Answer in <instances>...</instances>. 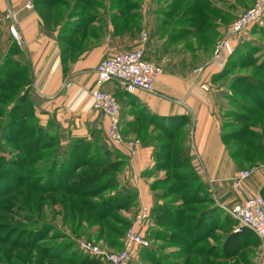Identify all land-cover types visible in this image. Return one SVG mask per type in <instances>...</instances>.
I'll return each mask as SVG.
<instances>
[{"label": "rangeland", "instance_id": "374dc122", "mask_svg": "<svg viewBox=\"0 0 264 264\" xmlns=\"http://www.w3.org/2000/svg\"><path fill=\"white\" fill-rule=\"evenodd\" d=\"M35 1L40 3L39 6L44 10L43 14L45 17L48 13L51 14L52 19L57 18L58 20H64L69 15V18L73 20H133V22L134 20L145 19L166 20L164 32L160 40L163 46L166 45L165 51L162 53L163 59L167 58V62H170V64H181L187 71L212 60L220 66L217 72L222 67V72H226L223 77L216 78L215 82H213L215 87L226 86V90H231V92L227 91L226 94L236 97V99L226 97L225 107L228 109L226 130L232 131L234 137H237L238 140L240 136L238 132L242 129H249L254 132L264 129V108L258 107L259 104L253 100V95L246 94L243 92V89H232L231 87L235 82V78L249 75L256 77L257 80L264 83V69L258 70L257 67V63L264 57V16L233 38L235 51L239 52L238 56H235L229 62V57L225 54H221L220 57L216 56L217 43L226 36L232 22L252 6L254 0H88L87 3H83L82 0ZM116 12L121 13L116 14ZM211 20H219V22L224 23L223 29H220L219 32V40L216 43L204 40L205 35H207L206 31L210 30ZM77 24L79 23L76 21ZM186 26L192 30H185L184 27ZM15 41L14 49L12 47L14 52H11V56L13 58L15 56L23 62L24 55L20 54L21 49L17 45L19 42ZM213 43H215L214 46ZM248 43L254 47L252 48L254 53L249 50L247 51L245 48V45ZM9 45L11 44L6 41L4 34L0 32V72L9 64L5 62L9 53L7 50ZM258 49H260L259 52ZM242 54L245 55V58L242 57ZM242 61H244V64H239ZM21 64H19V68H26L24 64ZM159 64L164 68L165 63L163 60ZM2 74L4 76L0 78V84L6 78V75ZM25 74L27 80L26 77H23L24 82H21L22 79L17 80V83L21 82L18 87L19 91L29 83V73ZM18 90L13 91L9 88H0V264H83L84 259H92V257L106 264L100 256L93 255L83 249L80 242L89 241L95 243L104 251H121L124 248L122 240L124 239L125 232L133 225L134 229L146 234L148 238L153 240L152 246L157 245L155 249L158 248L159 252L163 255L162 263L166 262L167 259L164 256L168 252L174 258L180 257V251L175 249L178 248L177 243L172 244L160 241L157 244L149 231L145 230V227L149 223L148 219H152V217L140 223L136 221L143 207L150 208L145 204H140L137 199H134L131 203L129 201L128 205L112 215L114 217L112 220H115V217L130 220V225H119L123 228V232L119 236L116 233L104 230L102 227L103 222L97 217V212H102V210L107 209L106 207L112 204L110 203L111 201L108 204L106 203L110 200L109 196L113 194L117 195L119 190L124 188V194H122V196L124 195V200L127 199L126 196L131 197L129 196L132 193L130 191L131 185L127 183L126 179L129 176L127 167L132 158L128 160L127 156L126 159L125 155L120 152V147L109 139L107 132H104L100 126L95 129L90 128L83 133L74 132L68 135L66 130H69V127H66V122L62 121V123L58 121L51 116L52 114L49 117L45 114L46 117H40V114L44 113L41 100L32 90L29 93L27 88L24 89L27 98L25 101H21L22 104L28 106V110L25 107L27 110L25 112L27 117L25 118L26 114L20 109L22 104L17 103L20 107L15 106L19 99L15 96L23 93V90L20 93ZM238 100L240 102L242 100L243 102L241 103H244V105H241ZM30 103H33L32 106L37 109L36 113L35 110L32 112L29 109V107L33 109ZM98 122L101 125L100 118H98ZM79 126H76V128H80ZM141 128L143 132L140 134V137L144 141L147 138L153 141L156 151L163 153L160 147L171 141L159 132L152 134L149 131L150 127L147 126V123H141ZM42 131L47 132L50 138L48 139L49 136H43L40 143L41 146L36 149V134ZM150 134H152L151 137H149ZM186 137L185 131L176 134L174 142L180 145V150L186 147ZM126 140L127 142L137 140L140 144V139L138 138H131L129 140L127 138ZM74 142L81 144L89 142L91 145L88 151L85 149L87 155L84 154V159L105 156L106 161L111 162L115 159L113 155L117 154L119 155V159H125L126 161L119 171H110L107 175L95 177V182L83 188L82 184L87 180L81 181L79 184L74 182L78 181V178H86L87 175L85 174H90L96 169L99 170L103 164L95 167L88 165L79 169L72 177V180L63 185V188L66 189L78 190L76 196L69 195L67 191L59 192L53 194L52 196L54 197L50 201L48 199L49 195L38 189V186L43 185L41 179L43 170L47 165L56 167L57 161H62L65 158L66 146ZM230 143L234 144L231 145L234 150L242 144V142L237 144L233 140H230ZM46 144L50 145L45 146ZM237 157L240 159L244 155L243 157ZM116 159L118 158L116 157ZM55 167L52 168L55 169ZM170 169L164 167V165L157 167V172H155V182L157 181V184H154L156 191L159 193L157 196H160V201L176 200L173 203L185 206L186 209L193 208V206L185 205L178 194L170 192L171 189L169 191V188L174 183V179L170 175ZM114 175L117 176L118 181L114 183L113 188H108L105 184L109 183L110 178ZM57 178L53 180L54 183L52 182L54 185L58 184ZM188 180L191 181L190 179ZM196 182L191 181L189 184L186 183L187 187L184 185L185 187L181 191V194H185L184 192H186L189 195H193L192 190H195ZM48 184H50V181ZM200 196L203 195L201 194ZM63 199L69 200V202L70 200L72 202L75 201L81 211L80 214L76 213L75 217L67 214L68 209H66V205L68 203L64 204ZM82 203L85 204V208L82 207ZM117 204L116 202L115 205ZM210 204L208 201L205 204L197 202L194 204V208L196 210L204 207L208 208L211 206ZM230 216L233 218L232 215ZM76 222L79 223V227L77 228ZM106 222L111 227L114 226V222L110 219H107ZM42 225H46L44 237L37 241L33 247H30L36 235V230ZM160 225L167 228L168 231L176 230L181 232V228H178L177 225L171 227L162 222H160ZM237 225V223L234 225L235 230ZM167 236L169 237V234ZM180 237L175 236L174 238L175 240H179ZM187 245L193 247L194 243H186L185 247ZM199 245H203V243ZM190 247L188 249L183 248L181 254H188ZM141 251L144 253L148 250H135L131 264L136 254ZM193 251H195L194 248ZM53 254L58 256V258H51L50 256ZM65 260L66 262H64Z\"/></svg>", "mask_w": 264, "mask_h": 264}, {"label": "crops", "instance_id": "0c3cea01", "mask_svg": "<svg viewBox=\"0 0 264 264\" xmlns=\"http://www.w3.org/2000/svg\"><path fill=\"white\" fill-rule=\"evenodd\" d=\"M30 2L33 6L28 8L26 5ZM39 4L35 0H0V32L11 44L9 49L16 42L9 30L10 24L15 23L21 36L18 45L32 76L30 87L43 106L44 113L40 117L52 114L58 121L66 122L68 134L83 133L98 126L107 132L108 118L93 109L90 94L95 85V68L104 58L136 49L146 32V58L158 64L162 60L165 63L164 72L156 79L154 93L144 90L127 93L117 82L104 86L120 103L124 139H140L135 155L130 156L125 146H119L126 159L127 156L128 160L132 158L126 181L136 193L138 202L149 206L150 210L155 206L153 185L162 158L153 141L140 137L141 123H147L152 134H162L165 123L171 121L170 124H181L179 132L187 134L185 150L189 165L213 199L211 206L221 207L218 211L220 224L215 217L216 224L207 218L201 232L203 237L195 236L194 242H190L194 246L186 255L181 254V250L188 249L185 247L187 238L183 240L181 236L174 242L171 236L158 237L156 233H162V226L156 223L151 211L149 217L152 219H148L145 230L157 244L160 241L177 243L175 249L180 251V257L175 258L168 252L169 257L161 264H264V238L247 227L236 232L234 224L223 222L225 215L231 214V209L246 197H264V162L252 165L244 158L239 159L227 137L232 131L226 130L228 109L225 103L230 95L226 92L231 90L213 84L214 75L222 72L223 67L217 72L220 66L210 60L187 71L181 64H170L167 58L163 59L166 45L160 40L166 20H73L70 15L58 20L52 19L47 12L45 17ZM7 11L14 12L16 20H7ZM76 21L79 24L76 25ZM223 26L219 20H211L204 40L218 42ZM203 84L209 85V90H205ZM98 118L101 125L97 123ZM78 125L80 128H76ZM256 166V171L235 186L243 170ZM156 247L153 245L147 252L136 254L132 264H157L162 253Z\"/></svg>", "mask_w": 264, "mask_h": 264}, {"label": "trees", "instance_id": "16d2710c", "mask_svg": "<svg viewBox=\"0 0 264 264\" xmlns=\"http://www.w3.org/2000/svg\"><path fill=\"white\" fill-rule=\"evenodd\" d=\"M82 1H83V3L88 2V0H82ZM120 13L121 12H116V14H120ZM184 28L187 31L192 30L191 28H188V26H186ZM180 29H182V28H180ZM209 41L215 42L214 39L209 40ZM232 45L234 47V51L231 54L227 55V57H229L228 62L232 61L235 58V56H238V54H239V52L235 51V44H234L233 39H232ZM14 46L15 45L11 46L8 49L9 53H8V56L5 60L6 64L9 63L8 66L4 67L3 70H1V72H0V78H2L4 76L2 73H4L6 75V78L3 80V83L0 84L1 85L0 88L1 87H3V89L9 88V89H12L13 91H17L20 83L24 82L23 77L24 78L26 77V80H27V76L25 73L28 72L29 76H30L29 77V79H30L29 83H27L28 85L26 87H24V86L22 87L23 93L17 94L15 96V97L19 98L17 100L15 106L20 107L17 103L20 104L21 101L23 102L27 98V94L24 93L25 92L24 89L27 88L29 93H31L30 90H32V89H31L30 85L32 83V76H31V74L28 70V66H26V63L24 62V60L22 62L19 58L15 57V56L13 58L11 56L12 55L11 52L12 51L14 52V50H12V47L14 49ZM245 46H246L245 48L247 49V51L249 50V51H252L254 53V50H252V48H254V47L250 46V43L246 44ZM259 51H260V49H258V52ZM21 53H22V51H20V54ZM242 57L245 58V55L242 54ZM10 58H11V60H10ZM21 63L24 64L26 68H24V69L19 68V66H20L19 64H21ZM239 64H244V61H242ZM257 65H258L257 66L258 70L264 69V57L261 58L260 62L257 63ZM237 67H240V66H237ZM225 73L226 72H220L219 74L215 75V77L213 79L216 80V78L223 77L225 75ZM18 79H22V81L20 83H17ZM234 88L243 89V92H245L246 94H249L251 96L253 95L252 96L253 100H255L257 104H259L258 107H262L261 109L264 108V83L257 80L256 77H252L251 75H249V76H242L239 78H235V82L232 84V89H234ZM22 90H20V91H22ZM20 91H19V93H20ZM229 97L236 99V97L231 96V95H229ZM238 102H240V101L238 100ZM241 102H243V101L241 100ZM241 102H240V104L244 105V103H241ZM32 104H31V106H32ZM25 107L28 110V106L24 105V104H22V106L20 108V109H22L21 111H23L24 113L27 111ZM32 108L33 109H31V107H29V109L32 112H34V110H35V113H36L37 109L34 106H32ZM26 117H27V114L25 115V118ZM38 118L40 119L39 116H38ZM170 122L171 121H169V123H167V122L165 123L167 125H164V130H163L161 135L166 136V138L168 140H170L172 142V144H171V142H169L167 144H163V146L160 147L161 151H163V153H160L162 158L158 162V166L164 165V167H166V168H169V169L171 168L170 169V172H171L170 175L174 179V183L169 188V191L171 189L170 192H174V193L178 194L181 197L180 199L182 201H184L185 205L193 206V208L186 209L185 206L183 207L179 204L177 205L176 203H173L176 200L160 201V198H159L160 196L159 197L157 196V194H159V193L156 191V203H155V206L151 210L149 208V212L153 211L155 221L158 225H160V222H162V223H166L167 225H169L171 227H174L175 225H177L178 228H181V232H178L176 230L168 231L167 228L162 226V230H163L162 233H161V231L159 233H156V235H158V237H160V238L162 237L163 239H167V237H168L167 234H169V236L173 237V241L176 242L178 240H175L174 237L175 236H177V237L182 236L183 240L185 238H187L186 243L189 244L190 242H194L195 236H198V238L203 237L201 232L204 228L203 225L206 223L205 221L207 220V218L212 219L211 222L214 223V217H215V219H217L216 222H218L220 224V220H221L220 215L221 214L218 211H221V207L210 206L208 208L204 207V208H201L198 210H196L194 208V204L197 202H201V203L203 202V204H205L208 201L212 204L213 199L210 198V195L207 192L205 185L199 180V177L196 175L195 171L190 167V165H189L190 161H189V157L187 154V150H185V149L180 150V145L176 144L174 142V140L176 139L175 138L176 134L179 132V129L181 127L179 125H181V124H177V125L175 124L174 125V124H170ZM238 133H240L238 140H237V137L236 138L234 137L233 132H231L227 135V137L230 140L237 142V144L242 142V144H240L241 146L238 147L236 150H234V148L232 147L234 155L235 156H242V157L244 155L243 158L245 160L249 161L252 165H256L258 163H261V161H264V129H260L259 131H256V132L250 131L249 129H246V130L242 129ZM59 134H61V133H59ZM36 135H37L36 136L37 141L35 143L36 144L35 148L38 149L41 146L40 143L42 142V137L43 136L47 137L49 135L47 134V132H44V131L37 133ZM49 138H50V136L48 137V139ZM48 145H50V144H46L45 146H48ZM232 145H234V144H232ZM90 146L91 145L89 144V142L87 144L86 143L81 144V143H75L74 142L73 144L66 146L65 158L62 161H57L56 167L51 166V165H47L45 167V169L43 170V173L41 175L43 185L38 186L39 191L49 195L48 199H50V201L54 197V196H52L53 194H57L59 192H65V191H67L69 195L74 197V196H76V193L78 192V190L77 191H73L71 189L69 190V189L63 188V185L70 182V180H72V177L77 173V171L79 169H81L83 167H87L88 165L95 167V166H98L100 164H103L99 170L96 169L90 174H85V175H87L86 178H83V179L78 178V181L74 182L76 184H79V183H81V181L87 180L85 183L82 184L83 185L82 188H83V187L88 186L89 184L95 182V180H94L95 177H97V178L102 177L104 175H107V173H109L110 171H113V172L119 171L121 169L122 165H124V163L126 161L125 159L124 160L119 159V157H118L119 155H117V154L113 155L114 156L113 158H115V159L112 161L110 160L111 162H107L105 156H103L101 158L100 157L99 158L93 157V158L84 159V154L87 155V152L85 151V149H87V151H88ZM175 150H178V151H175ZM116 157L118 159H116ZM52 167H55V169H53ZM178 168H180V169H178ZM56 178L58 179L57 180L58 184L54 185L53 180H55ZM188 179H190L191 181H197L196 186H195V190H192L193 195H189V193H186V192H184L185 194H181V191L186 186V183L189 184L191 182ZM49 181H50V184H48ZM117 181H118L117 176L114 175L110 178L109 183L105 184V186L107 185L108 188H111L114 185V183H116ZM156 182H155V185L157 184ZM155 185H153L154 189H155ZM105 186H103V187H105ZM35 189L38 190L37 188H35ZM130 191L132 192L129 195L131 197L129 198L128 196H126L127 199H125V200L123 198L124 195L122 196V194H124V188H122V190H119V193H117V195L113 194L112 196H109L110 200L107 201L106 203L108 204V202L111 201L110 203H112V204H110L108 207H106L107 209L102 210V212H100V211L97 212V217L99 218L100 221L103 222L102 227L104 228V230H107L110 233H116L119 236V234H121V232H123V228H121V226H119V225L120 224H126V225L131 224L130 220L127 218L115 217V220H112L114 218L112 215L116 211H118L121 208L128 205L129 201L131 203L134 199H137L136 193L132 189ZM201 194L203 196H200ZM112 197H114V198H112ZM120 200H123V201H120ZM116 202L118 203L117 205H115ZM63 203L64 204L68 203L66 205V209H68L67 214L73 215L74 217H75L76 213L80 214L81 211H80L78 205L75 203V201L72 202L70 200V202H69V200L67 201L66 199H63ZM82 207L85 208L84 203H82ZM230 215L231 214H226L225 215L226 217L223 219V222H230V223L236 225L237 220L233 219ZM107 219H110L111 221H113L114 226L111 227L106 222ZM78 224L79 223L76 222V228L79 227ZM208 224H209V221L207 222V225ZM214 224H216V223H214ZM214 224H212V225H214ZM45 231H46V225H42V226H40L39 229L36 230V232H35L36 235L33 238V243L31 244L30 247H33V245H35V243L37 241H39L40 239H42L44 237L43 234L45 233ZM198 238L196 240H198ZM122 243L124 244V240H122ZM150 247L145 248L144 251L148 250ZM186 247H190V245L186 246ZM72 254H74V252H72ZM169 254L170 253H168L164 257H169ZM50 257L53 259L58 258V256H56L55 254L51 255ZM84 260L85 261L82 262L83 264L84 263L85 264H103L99 259L94 258V257H92V259L86 258ZM70 261H72V260H70ZM64 262H66V260ZM161 262H162V257H160V260L157 261V264H161ZM171 264H174V263H171Z\"/></svg>", "mask_w": 264, "mask_h": 264}, {"label": "built area", "instance_id": "2783aa9c", "mask_svg": "<svg viewBox=\"0 0 264 264\" xmlns=\"http://www.w3.org/2000/svg\"><path fill=\"white\" fill-rule=\"evenodd\" d=\"M26 6L31 8L33 5L30 2ZM5 16L7 20H16V15L12 11H8ZM263 16L264 0H254L252 6L232 22L226 36L217 43L216 56L231 54L234 51L232 39ZM9 30L14 39L21 43V36L15 23L10 24ZM142 39V44L136 49L104 58L97 65L95 85L91 91L93 109L105 114L108 118L107 135L109 139L118 146H125L131 155L136 154L139 141L130 140L127 142L124 139L121 132L120 103L112 93L104 89V86L111 82H117L119 87L127 93H135L137 90L155 92L156 79L164 72V68L146 58V32H143ZM203 87L208 90V86L203 85ZM159 97L162 96L159 95ZM256 169L258 166L243 171L239 178H236L235 186L239 185L240 180L249 177ZM230 213L237 220L236 232H241L244 227H248L258 237L264 238V198L262 195L246 197L243 202L236 204ZM149 216V209L143 207L136 221L143 222ZM133 226L125 232L124 248L121 251H104L89 241L80 242L81 247L93 255L100 256L107 264H131L135 250L150 247L153 241L146 234L138 232Z\"/></svg>", "mask_w": 264, "mask_h": 264}]
</instances>
